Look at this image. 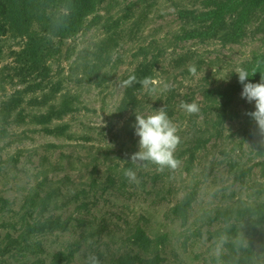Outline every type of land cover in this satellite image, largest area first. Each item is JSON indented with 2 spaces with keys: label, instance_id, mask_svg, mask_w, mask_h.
I'll use <instances>...</instances> for the list:
<instances>
[{
  "label": "rangeland",
  "instance_id": "1",
  "mask_svg": "<svg viewBox=\"0 0 264 264\" xmlns=\"http://www.w3.org/2000/svg\"><path fill=\"white\" fill-rule=\"evenodd\" d=\"M2 2L0 264H85L89 253L100 264H144L130 260L135 254L158 255L160 264H240L247 248L250 264H264V222L241 211L264 203V130L247 115L255 101L242 88L232 102L212 93L230 89L236 68L264 53V9L241 41L224 43L178 37L191 27L178 10L204 8L203 0ZM53 6L60 11L50 24L43 13ZM41 26L57 35H29ZM154 56L155 91L139 84L130 103L134 88L121 82ZM66 91L80 95L79 109L51 124L70 123L71 135L1 117L19 92L24 112H47ZM182 101L200 111L187 115ZM160 108L177 127L179 165H133L135 112ZM129 167L135 183L123 174ZM185 198L194 199L184 214L176 206Z\"/></svg>",
  "mask_w": 264,
  "mask_h": 264
},
{
  "label": "trees",
  "instance_id": "2",
  "mask_svg": "<svg viewBox=\"0 0 264 264\" xmlns=\"http://www.w3.org/2000/svg\"><path fill=\"white\" fill-rule=\"evenodd\" d=\"M6 1V0H5ZM204 8H180L178 10L179 17L182 20H186L190 23L191 27L183 26L182 33L178 36L180 40L182 39H209L212 37H219L224 43H235L241 41L247 34L248 26L261 15L264 9V0H203ZM5 5L2 0H0V36L5 35L8 30L1 18L5 14ZM60 11V10H59ZM53 6L51 9L44 11L45 20L47 23H53L57 19L58 12ZM49 24V25H50ZM44 25V23L42 24ZM41 32H37L36 29L31 28L29 35L35 36V39H41L47 36L51 39V34H56L53 30H49L46 26H41ZM115 35H111L109 38H114ZM264 40V38H263ZM52 48V46H50ZM48 49L45 48V50ZM152 62L148 65H144L140 69H136L130 74H126L124 79H127L130 75H135L137 79H142L144 77H150L155 72L156 65L158 63V57L154 56ZM260 59L264 61V53L256 57L254 62L247 69L251 72L254 65H256L257 60ZM264 74V63H261L257 69V73L254 76L248 78L249 81L253 83L260 82L261 75ZM39 85V84H38ZM139 83H134L130 87L131 96L128 99L130 103L136 102V87ZM135 86V87H134ZM242 85L239 80L231 86L228 90L213 89L212 93L226 97L227 101L232 102L235 98V94L239 92ZM79 98L80 95L72 93L71 91H66L61 96V100L51 102L52 106L47 112H24L23 108H20L22 101L24 99L23 94L19 92L14 95L11 100L6 104V106L1 111V117L4 123L9 124L11 122H24L27 118H32L37 123L43 124V131L48 134H55L60 136L71 135L69 133L70 123L64 122L57 125H52L53 119L57 117H62L70 114L79 109ZM17 114V118L14 117ZM192 199L185 198L176 207L182 208L183 213H187V209L190 206ZM251 214H256L259 224L264 222V203L249 206L245 210ZM59 223L58 221L50 222L54 225ZM44 227L40 228L43 229ZM252 245V244H251ZM250 245V246H251ZM249 246V247H250ZM247 257L238 258L237 261L240 264H250L251 263V253L250 248H247ZM132 261H139L144 264H160V256L154 255L151 258H142L139 254H135ZM53 264H61L60 259L53 262Z\"/></svg>",
  "mask_w": 264,
  "mask_h": 264
},
{
  "label": "clouds",
  "instance_id": "3",
  "mask_svg": "<svg viewBox=\"0 0 264 264\" xmlns=\"http://www.w3.org/2000/svg\"><path fill=\"white\" fill-rule=\"evenodd\" d=\"M261 63L264 61L258 59L251 72L243 67H238L235 71L238 74L239 83L242 85L241 97L249 103L255 101V111L248 112L247 115L256 122L261 130H264V74L261 75L260 82L253 83L248 80L250 76L257 73ZM188 70L192 75H195L197 71L195 65L189 66ZM134 83L141 84L149 92L155 91L149 77L138 80L135 75H130L123 80L121 87H131ZM180 108L190 116L200 111V106L195 101H182ZM133 127L134 134L139 137V150L130 156L133 165H137L141 161H149L159 166L161 170L166 167L170 169L178 167L179 160L175 158L174 152L180 143V137L177 135V127L169 119L164 108L148 115L136 111ZM123 174L130 183L137 182V172L132 167L127 168ZM226 240L227 237L222 236L219 245L222 246ZM85 264H100V260L94 253H89Z\"/></svg>",
  "mask_w": 264,
  "mask_h": 264
}]
</instances>
